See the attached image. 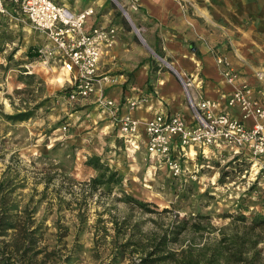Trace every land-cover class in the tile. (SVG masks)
<instances>
[{
  "label": "rangeland",
  "instance_id": "rangeland-1",
  "mask_svg": "<svg viewBox=\"0 0 264 264\" xmlns=\"http://www.w3.org/2000/svg\"><path fill=\"white\" fill-rule=\"evenodd\" d=\"M173 1L190 12V0ZM108 2L147 46L132 21L141 0ZM17 24L0 18V218L13 226L0 236V264H135L142 256L137 242L149 246L183 220L203 229L168 249L179 252L192 238L211 245L234 231L264 264V163L243 154L224 162L190 159L173 177L147 157L143 138L135 148L84 113L90 105L68 102L64 88L72 78L57 65L43 68L36 52L46 41L28 22ZM147 51L153 72H170L176 82L173 70L190 74L161 51ZM94 148H103L101 163L120 183L91 194L85 185L98 173L86 162ZM125 195L150 212L126 204ZM27 234L34 245L24 252Z\"/></svg>",
  "mask_w": 264,
  "mask_h": 264
},
{
  "label": "crops",
  "instance_id": "crops-1",
  "mask_svg": "<svg viewBox=\"0 0 264 264\" xmlns=\"http://www.w3.org/2000/svg\"><path fill=\"white\" fill-rule=\"evenodd\" d=\"M54 1L74 13L93 9L95 14L88 18L86 30L111 27L117 32L113 44L103 49L96 93L82 100L90 105L84 113L89 112L93 120H102L108 134L115 131L119 136L109 115L98 104L100 97L119 104L120 114L127 112V101L145 98L147 101L141 108L130 114L142 123L157 114L190 118L179 83L170 72H153L147 49L161 51L178 69L198 76L203 95L219 101L218 112L239 119L238 112L228 109L223 98L241 84H248L264 95V0H190V12L182 10L173 0H141L132 21L136 30L144 32L147 46L115 18L108 0ZM215 48L217 53L223 52L237 72V80L232 84H227L220 74L214 59ZM139 133V139L143 138V126ZM91 151L95 157L104 152L103 148ZM188 153L196 162L230 161L241 154L224 146L204 152L191 148Z\"/></svg>",
  "mask_w": 264,
  "mask_h": 264
},
{
  "label": "built area",
  "instance_id": "built-area-1",
  "mask_svg": "<svg viewBox=\"0 0 264 264\" xmlns=\"http://www.w3.org/2000/svg\"><path fill=\"white\" fill-rule=\"evenodd\" d=\"M139 1L131 0V3L134 6ZM92 14L91 9L74 13L54 0H0V18L15 23L26 21L46 40L48 45L36 52L37 62L49 69L57 65L72 78L64 88L70 103L86 100L96 93L103 49L116 39V30L111 27L85 29ZM214 59L224 81L235 82L237 72L228 59L219 54ZM173 72L190 118L157 114L142 123L130 114L141 108L147 101L145 98L127 101V112L120 114L119 104L100 97L98 104L109 115L119 137L137 148L139 128L143 126L145 154L173 177L184 174V165L191 159L188 153L191 148L204 152L224 146L264 163V95L248 84L235 87L223 100L228 109L238 112L239 119H236L217 111L219 101L203 95L198 76Z\"/></svg>",
  "mask_w": 264,
  "mask_h": 264
},
{
  "label": "trees",
  "instance_id": "trees-1",
  "mask_svg": "<svg viewBox=\"0 0 264 264\" xmlns=\"http://www.w3.org/2000/svg\"><path fill=\"white\" fill-rule=\"evenodd\" d=\"M86 165L98 173L96 177L91 178L87 185H85L91 194L100 187L118 185L120 183L118 174L111 171L107 164L101 163L100 157H91L87 160ZM125 199L126 204H132L141 210L150 212L146 204L137 202L127 195H125ZM241 219L244 222V218ZM0 221V236L4 235L7 230L13 229L11 223L4 222L2 218H0ZM112 223L114 226H117V221L113 220ZM228 228L234 230L232 224ZM201 229L203 228L199 224L193 223L188 225L183 220L179 224L174 225L173 229L164 231L157 241L152 240L151 242L148 239L149 246L141 242L140 245L137 242L138 250L135 251H138L137 253L142 254V256L135 264H262L257 252L251 253L246 240L240 238L234 231L228 235L221 234L222 237L211 245L202 244L199 246L192 238L185 248H179V252L167 248L170 243L176 244L181 242L187 232L199 233ZM120 232L116 230V236H119ZM129 242V238H127L123 247L128 246ZM33 245L34 240L31 234H27L25 242L22 244L24 252H29ZM116 257L117 254L114 259Z\"/></svg>",
  "mask_w": 264,
  "mask_h": 264
},
{
  "label": "bare ground",
  "instance_id": "bare-ground-1",
  "mask_svg": "<svg viewBox=\"0 0 264 264\" xmlns=\"http://www.w3.org/2000/svg\"><path fill=\"white\" fill-rule=\"evenodd\" d=\"M123 13H124L126 19H127L128 21H130L131 19H130L129 15H128L126 12H123ZM136 31H137V30H136ZM137 33H138V35H139V32H138V31H137Z\"/></svg>",
  "mask_w": 264,
  "mask_h": 264
}]
</instances>
